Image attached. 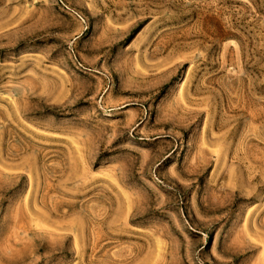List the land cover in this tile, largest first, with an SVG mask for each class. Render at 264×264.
<instances>
[{"label":"rangeland","instance_id":"rangeland-1","mask_svg":"<svg viewBox=\"0 0 264 264\" xmlns=\"http://www.w3.org/2000/svg\"><path fill=\"white\" fill-rule=\"evenodd\" d=\"M0 264H264V0H0Z\"/></svg>","mask_w":264,"mask_h":264}]
</instances>
